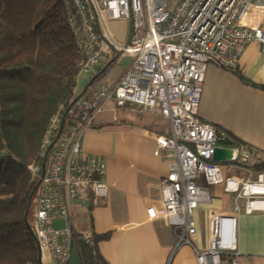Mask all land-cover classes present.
<instances>
[{
  "label": "built area",
  "instance_id": "obj_1",
  "mask_svg": "<svg viewBox=\"0 0 264 264\" xmlns=\"http://www.w3.org/2000/svg\"><path fill=\"white\" fill-rule=\"evenodd\" d=\"M70 2L76 8L71 23L77 45L86 54L78 74H90L123 56H131L132 62L116 83L105 82L82 93L75 84L74 98L60 106L45 134L44 174L43 165H29L41 179L33 227L42 263L47 264L50 253L56 264H70L74 201L88 191L96 198L108 195L107 164L101 156L84 151V133L95 126L99 115L135 103L170 123V133L156 137L154 154L168 153V173L159 186L161 202L147 207L148 220L163 219L172 226L177 246H193L198 264H239L237 217L213 214L208 247L201 249L194 243L193 213L201 203L212 201L209 188L218 184L234 194L237 214L264 212V170L253 167L263 159L244 145L223 143L227 135L201 120L198 112L209 62L234 69L253 41L264 52V0ZM108 20L131 23L127 41L112 35ZM221 145L237 149L234 161L213 160L215 148ZM226 166L244 170V177L226 175ZM57 220L65 224L57 225ZM223 255L232 258L223 260Z\"/></svg>",
  "mask_w": 264,
  "mask_h": 264
},
{
  "label": "crops",
  "instance_id": "obj_2",
  "mask_svg": "<svg viewBox=\"0 0 264 264\" xmlns=\"http://www.w3.org/2000/svg\"><path fill=\"white\" fill-rule=\"evenodd\" d=\"M113 22L119 31L109 26L112 35L119 41H127L131 23ZM119 59L111 65L97 67L90 74H78V92L98 89L105 82H118L132 57H121L125 61L118 71ZM237 67L257 85L244 82L231 68L209 62L198 115L222 133L232 132L255 150L253 154L264 159V88L260 86H264V52L257 41L245 47ZM169 133L167 119L135 103L99 115L95 126L84 133L81 140L84 151L101 156L107 164L109 191L102 198L88 191L74 201L70 264H81L75 241L93 232H111L108 239L99 243L102 255L110 264H198L193 246L187 243L177 246L172 226L163 219L147 218V207L162 200L159 186L168 173V153L154 154L156 137ZM227 169L228 166L225 172ZM235 169L239 172L232 173L244 177V170ZM210 191L212 201L201 203L193 213L197 228L195 245L201 249L208 247L213 214L236 216L239 264H264V212L243 210L237 214L234 194L226 192L222 184L211 186ZM56 224L61 226L65 221L57 220ZM47 256V264H56L55 255Z\"/></svg>",
  "mask_w": 264,
  "mask_h": 264
},
{
  "label": "trees",
  "instance_id": "obj_3",
  "mask_svg": "<svg viewBox=\"0 0 264 264\" xmlns=\"http://www.w3.org/2000/svg\"><path fill=\"white\" fill-rule=\"evenodd\" d=\"M75 14L70 0H0V264H43L25 222L28 210L33 227L30 213L39 189V177L29 165H43L42 144L51 119L75 95L79 65L86 58L71 23ZM231 69L257 85L240 68ZM226 134L223 143L245 144L232 132ZM253 167L263 171L264 159ZM110 236L93 232L78 237L80 263L110 264L99 249ZM231 258L223 255V260Z\"/></svg>",
  "mask_w": 264,
  "mask_h": 264
},
{
  "label": "water",
  "instance_id": "obj_4",
  "mask_svg": "<svg viewBox=\"0 0 264 264\" xmlns=\"http://www.w3.org/2000/svg\"><path fill=\"white\" fill-rule=\"evenodd\" d=\"M236 157H237V149L236 148L226 147V146L221 145V146H217L215 148L213 160L215 162H232L236 159ZM45 166H46V164L44 162L43 163V174L45 172ZM40 182H41V179H39V183ZM25 222H26L30 232L33 234V236L37 240V236L35 234V231L28 221V210H27L26 215H25ZM39 256H40V260H41V252H40Z\"/></svg>",
  "mask_w": 264,
  "mask_h": 264
},
{
  "label": "rangeland",
  "instance_id": "obj_5",
  "mask_svg": "<svg viewBox=\"0 0 264 264\" xmlns=\"http://www.w3.org/2000/svg\"><path fill=\"white\" fill-rule=\"evenodd\" d=\"M108 25L110 26V28L112 27L115 31L116 30H118L119 29V26H117L116 24H115V22H113V21H111V20H108ZM119 31V30H118ZM125 61V60H124ZM124 61L122 62V60H121V58L119 59V61H118V63H117V67H116V69L119 71V70H122V68H123V65H124ZM227 167V166H226ZM225 167V168H226ZM242 170V169H241ZM232 172H239V170L238 169H232V168H228L227 170H226V172H225V174L227 175L228 173H232ZM209 189H211V187L209 188ZM239 204L241 205V207H243V205H244V201L241 199L240 201H239ZM36 207H37V202L35 201L34 203H33V206H32V209H31V213H30V220H31V222L34 224V222H35V214H36ZM75 244V243H74ZM74 252L73 253H75L76 254V252H78L76 249H75V246H74Z\"/></svg>",
  "mask_w": 264,
  "mask_h": 264
}]
</instances>
